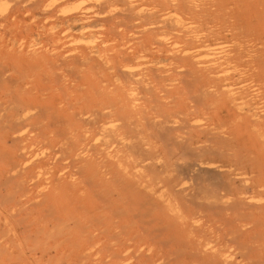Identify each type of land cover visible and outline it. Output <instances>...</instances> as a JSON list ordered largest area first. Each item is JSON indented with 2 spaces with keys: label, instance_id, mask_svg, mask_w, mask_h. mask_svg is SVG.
<instances>
[{
  "label": "bare ground",
  "instance_id": "6f19581e",
  "mask_svg": "<svg viewBox=\"0 0 264 264\" xmlns=\"http://www.w3.org/2000/svg\"><path fill=\"white\" fill-rule=\"evenodd\" d=\"M56 1L0 17V264H264V0Z\"/></svg>",
  "mask_w": 264,
  "mask_h": 264
},
{
  "label": "rangeland",
  "instance_id": "374dc122",
  "mask_svg": "<svg viewBox=\"0 0 264 264\" xmlns=\"http://www.w3.org/2000/svg\"><path fill=\"white\" fill-rule=\"evenodd\" d=\"M5 0H0V17L1 16H3V15H5L6 13H8L12 8H13V5H15V4H19L20 3V1L21 0H17L18 2H16L15 3V1L13 0V1H5ZM23 1V0H22ZM29 1V3L31 2V0H28ZM75 1V2H74ZM12 2H14V3H12ZM24 3H26L27 2V0H26V2H25V0L23 1ZM23 2L22 3H20V4H22L23 5V7H25L26 8V5H27V8L26 9H28V8H30V6L26 3V5L25 4H23ZM71 4H70V3ZM73 2V3H72ZM60 3H61V5L63 6V4L65 3V5H70V7L67 5L66 7H62V6H60ZM81 3V4H80ZM90 3H91V1H90ZM89 3V1L87 2V0H71V1H69V0H57L56 2H54V7L57 9V7H58V9H59V6H60V9L57 11V13L56 14H58V15H68V13L69 12H71V13H69V14H72V13H75V12H77V10L78 9H80V11H81V7L83 8V7H88L89 5H91ZM78 5L80 6V7H78ZM57 6V7H56ZM74 6V7H73ZM71 7H72V9H71ZM78 8V9H76V8ZM113 7V6H112ZM111 7V8H112ZM92 8V7H91ZM63 9V11H61ZM68 10V11H67ZM76 10V11H75ZM66 11V12H65ZM74 11V12H73ZM79 11V10H78ZM5 12V13H4ZM49 16L48 17H50V18H47V21H57L56 20V16H53V14H48ZM57 15V16H58ZM52 16V17H51ZM54 17V18H53ZM38 18L39 19H41L42 20V18H43V15H39L38 16ZM28 21V19H26V22ZM40 24V23H39ZM60 24L59 23H56V25L52 28V31H56V32H58V31H60V29H61V25L59 26ZM77 27V28H76ZM54 28H57V29H55L54 30ZM79 28H81L80 26H74L73 28H70V29H72V30H68V28L67 29H65V33L67 34V35H69L70 34V40H72L69 44H71L70 46H75V45H79L80 44V42H81V44L84 42V41H81V29H79ZM22 30H21V32H19V34H18V37L19 38H21V37H23V36H25L27 33H25L26 32V30L25 29H23V28H21ZM74 29H77V30H74ZM36 30V31H35ZM41 29H40V27H38V26H35V27H33V33H32V35H34V34H36V32L37 31H40ZM67 31V32H66ZM77 31H78V33H77ZM80 31V32H79ZM76 35H75V34ZM73 35V37H72V35ZM77 34H78V36H79V38H77L78 36H77ZM21 36V37H20ZM69 37H68V39H69ZM76 38V39H75ZM75 39V40H74ZM78 39H80V40H78ZM84 38H82V40H83ZM86 39V38H85ZM84 39V40H85ZM78 41V42H77ZM77 42V43H76ZM200 113V112H199ZM200 114H202V113H200ZM222 114H223V112H222ZM198 116H199V114H198ZM201 116H205V117H207L208 118V116H206V115H201ZM202 119L201 120V122L202 123H205L206 121H207V123H209L210 122V125L211 126H215L216 124H217V120L214 118V120L213 121H215V123L214 122H212V121H210L211 119H213L211 116H210V118L211 119ZM213 123L215 124V125H213ZM37 148H39L38 146H37ZM189 180V179H188ZM184 181H187V179L186 180H184ZM192 180H191V184H192ZM187 183V182H186ZM189 183H190V180H189ZM188 183V184H189ZM190 185V184H189ZM9 197H7L5 200L6 201H2L3 203H4V205L5 206H7L8 205V207H12V205L14 204V202H12V200H9L8 199ZM3 199V198H2ZM11 199H12V197H11ZM9 202H8V201ZM8 202V203H7ZM0 204H1V202H0ZM10 204V205H9ZM13 214V213H12ZM15 214V216L13 215L12 216V218L10 219L11 220V223L12 224H15V223H17V221L18 220H16L15 221V219H18V218H20V216L18 215V214H16V213H14ZM15 217H17V218H15ZM15 222V223H14ZM1 244L2 245H4L5 244V241L4 240H0V246H1ZM33 250H36V251H38L39 249L37 248V247H34V249ZM27 253H28V255H29V258L27 259L28 261H27V263H29V264H36L34 261H33V259H31V253L29 252V250H27ZM57 264V263H59V262H57V260L55 259V260H53L52 261V259H51V261L49 260V261H47L46 262V260H44L43 261V264Z\"/></svg>",
  "mask_w": 264,
  "mask_h": 264
}]
</instances>
